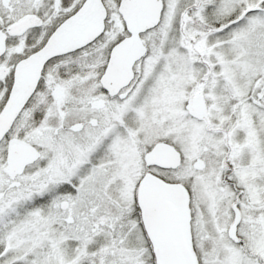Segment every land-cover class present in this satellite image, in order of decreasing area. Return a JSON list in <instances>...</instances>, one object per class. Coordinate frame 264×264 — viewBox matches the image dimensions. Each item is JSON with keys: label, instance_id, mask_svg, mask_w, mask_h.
<instances>
[{"label": "snow or ice", "instance_id": "1", "mask_svg": "<svg viewBox=\"0 0 264 264\" xmlns=\"http://www.w3.org/2000/svg\"><path fill=\"white\" fill-rule=\"evenodd\" d=\"M0 264H264V0H0Z\"/></svg>", "mask_w": 264, "mask_h": 264}]
</instances>
